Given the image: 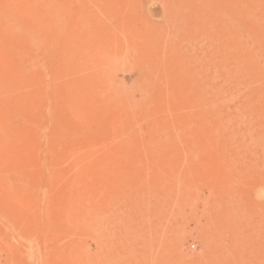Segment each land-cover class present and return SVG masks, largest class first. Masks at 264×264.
<instances>
[{"label":"rangeland","instance_id":"1","mask_svg":"<svg viewBox=\"0 0 264 264\" xmlns=\"http://www.w3.org/2000/svg\"><path fill=\"white\" fill-rule=\"evenodd\" d=\"M0 264H264V0H0Z\"/></svg>","mask_w":264,"mask_h":264}]
</instances>
